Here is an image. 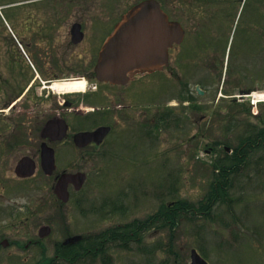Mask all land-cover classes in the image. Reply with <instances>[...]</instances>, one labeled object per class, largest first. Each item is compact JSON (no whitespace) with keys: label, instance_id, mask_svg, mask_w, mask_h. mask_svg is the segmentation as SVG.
Returning <instances> with one entry per match:
<instances>
[{"label":"rangeland","instance_id":"1","mask_svg":"<svg viewBox=\"0 0 264 264\" xmlns=\"http://www.w3.org/2000/svg\"><path fill=\"white\" fill-rule=\"evenodd\" d=\"M138 1L0 0V193L2 182L7 187L5 196H0V239L6 237L12 242L0 251V264H51L55 257L54 242L68 234L93 233L133 219H145L163 203L176 199L199 203L210 190L212 162L222 154L218 150V154L208 152L209 147L222 149L225 141L236 146L251 125H264V101L256 105L247 98L233 101L232 95L239 91L220 92L223 77L215 86L214 96L202 97L194 91L199 75L194 65L196 15H183L182 8L190 6H184L180 0H165L172 17L185 22L189 40L170 51L168 69L150 75L154 92H150L149 98L146 94L147 100L138 95L124 101L138 111L147 105V117L128 120H119L121 114L109 117L113 131L107 143L97 149L98 154L89 159L82 160L67 148L59 151L61 167L83 169L88 178L81 192L74 196L84 203L77 206L70 202L63 207L65 221L50 222L54 200L52 180L41 173L30 180L16 178L14 167L29 152V144L19 143L16 148L10 144L20 137L32 140L40 136L41 123L62 110L67 99L76 100V107L78 104L88 107L86 102L102 99L100 94L87 96L85 102L77 93L60 95L44 88L43 81L56 76H83L90 71L99 46L114 22ZM242 2L235 0V15L224 17L228 26L221 30L223 35L218 45L228 46V52L234 53L247 18L248 5L245 7ZM7 7H10L9 22L2 15ZM239 7L244 11L238 16ZM77 20L83 23L86 36L74 45L70 28ZM28 41H31L29 49L25 46ZM183 51L188 56L185 60L180 59ZM38 54H42L39 55L42 60L38 58L36 62ZM12 60L18 61L17 69L27 70L28 77L35 78L37 73L40 76L13 107H6L14 99L4 82L10 77ZM251 62L258 65L259 57ZM225 70L224 66L223 75ZM242 84L258 86V91L264 92L258 66L255 76ZM185 87L192 89L195 98L188 107L181 97ZM119 99L116 97L114 101L109 97L106 103L116 104ZM249 105L251 115L247 111ZM255 107L261 119L254 116ZM163 111H168L166 122L158 126L155 119ZM205 114L208 117L200 120ZM68 117L77 125L76 117ZM152 117L153 124H145ZM140 122L149 126L144 134L154 125L150 137L139 134ZM249 154L248 160L231 176L228 201L219 200L209 215L184 212L174 225L168 218L161 219L141 233L140 242L132 240L129 248L112 245L105 259L69 263L56 258L54 264H190L193 247L198 248L209 264H264V147H254ZM41 206L45 207L43 211ZM44 223L52 226L51 234L41 243L44 251L31 243L25 247L29 240L40 239L38 230Z\"/></svg>","mask_w":264,"mask_h":264},{"label":"flooded vegetation","instance_id":"2","mask_svg":"<svg viewBox=\"0 0 264 264\" xmlns=\"http://www.w3.org/2000/svg\"><path fill=\"white\" fill-rule=\"evenodd\" d=\"M235 0H184V6H190L183 9V15L193 14L196 15L195 20V57H194V65H195V73H199L197 76V82L196 87L200 86L203 88V92L200 94L202 97L207 96H214L216 89V84L218 83L220 78H224L226 80L227 72L224 71L223 75V68L224 66L228 68L229 62H231L230 72H228L229 77L227 78V85L224 84L221 86L220 90L229 91V90H238V91H250L253 89H258V86H251V85H243L242 83L248 79L251 78V76H255L256 74V68L258 66V71L260 77H262V82L264 85V0H249L248 6H247V18L245 20V23L243 25V28L239 34L237 45L235 48L234 53L228 52V46L226 48L219 47L220 40L222 38L223 33H221V30L228 26V23L224 24V17L225 16H232L235 14ZM183 5V4H181ZM162 6L164 7V10L169 15L170 19L178 20L173 18L171 10L165 6V0H162ZM175 11V9H173ZM212 16L215 19H212ZM258 16V19L256 18ZM220 17V19H219ZM181 22L182 27L184 28V39L180 44H174L173 47L179 46V45H185V42L189 39V30L187 29V26L183 20H179ZM81 22V21H80ZM82 23V22H81ZM82 28H84L82 23ZM85 32V30H84ZM86 36V32H85ZM85 38V37H84ZM30 44V43H29ZM37 49H35L36 51ZM34 51V52H35ZM232 54V58L230 55ZM42 54H38V57L36 56L35 59L36 62H38V58L42 60V56H39ZM259 57V64L257 65L256 62L253 65L251 60L256 57ZM187 55L185 51L182 52V56L180 57L181 60L187 59ZM233 60V62H232ZM96 62V61H95ZM18 66V61L15 62ZM94 65L90 71L86 72L85 76L88 81V89L86 92L79 93L81 95V101L85 102V99L87 96L90 95H101V100L97 97V100H94L92 102H86L88 107H83V104L79 107H76V100L74 99H67L64 101L63 107H61L62 110H58L54 115L51 117L56 118H64L68 124V133L65 137L59 139H52L50 136L42 137L38 136L35 139H28L25 137L18 138L19 140L14 141L12 144H10L12 147L16 148V146L19 143L22 144H29V152L22 155L15 167H14V173L17 164L23 158L24 156H29L35 161V173L32 176L29 177H20L15 174V177L20 180H30L31 178L35 177L37 173H41L43 177H46L48 179L52 180V191L54 194V200H53V217L56 218V220H62L63 216L66 215L65 211L63 210V207L67 204H70V202L73 201L74 205H82L84 203V200L81 198H74L76 194H79L82 190L76 189L75 184L73 182H70L67 186L68 192H69V200L63 201L61 198H59L58 195H56L55 186L59 180V177L64 172H85L83 170L79 169L77 167L72 166H65L61 167L59 164V151L63 148L70 149L72 152V155L85 160L89 159L92 156H96L97 149L105 145L107 143V140L109 136L111 135L113 131V125L111 122H108V118L112 115H122L119 117V120H128L131 118H137L141 116L147 117L149 115V110L146 108L141 107V110H136L137 108L134 107L132 104L128 105L124 103L126 99L133 98V96L140 95L141 98H146V94L149 96L151 95V91L154 89V83L151 81L153 77H150L155 72L162 73L165 69H168L169 65L164 67L162 70L153 71L151 73H141V74H135L127 83L123 84H112L109 82H100L96 81L95 85L92 86L91 83L95 79V72H94ZM17 66L11 67L10 77L7 78L10 88V93L19 96V95H26L27 92L30 91L31 85L33 82L27 84H20L18 82H15L14 79H11L12 74H17L18 79L21 80L25 77H28V73L26 70L19 68L17 71ZM40 74H37L35 76L34 74V80L39 77ZM29 79L32 78L28 77ZM52 79V78H49ZM196 89V88H195ZM112 91L115 93H112ZM154 92V90H153ZM149 93V94H148ZM111 97L114 101L116 97H119L120 99L116 104H107L106 100ZM146 98V100L148 99ZM16 99V98H15ZM135 99V98H134ZM80 101V99H78ZM191 102L193 100H187L184 102V104H188L190 106ZM151 103L148 104L150 106ZM134 108V109H132ZM139 108V107H138ZM165 112V111H164ZM69 115H73L77 118L76 122L77 125H74V122H71L69 120ZM96 119L93 120H87V117H95ZM208 117L207 114L201 115L200 120L206 119ZM46 122V121H45ZM44 121L41 123L40 128L42 129ZM154 117H152V121H147L145 124H153ZM141 124L140 130L138 131L139 134L141 133L142 137H146V134H144V129H147L144 123L140 122L137 125ZM100 125H110L111 129L108 135L104 138V140L100 143L98 142H90L86 143L83 142V145H80L76 142L75 134L79 131H85V130H94ZM136 125V126H137ZM134 127L135 128L137 127ZM148 131V130H147ZM146 131V133H148ZM132 132V131H131ZM16 140V139H14ZM46 143L49 147L53 148L55 158H56V168L52 172V174H47L43 168L42 165V152H43V144ZM213 151V146H210L208 149V152ZM96 154V155H95ZM4 181V180H3ZM87 181V179H86ZM2 192L0 193L1 198L5 196V188L6 184L5 182H2ZM84 187V186H83ZM7 191H10V185H8ZM74 198V199H73ZM79 204V205H78ZM43 207V208H42ZM42 209H44V206H41ZM2 218H8L7 216H2ZM9 219V218H8ZM7 219V220H8ZM53 219H51L50 222H52ZM64 221V220H62ZM53 223V222H52ZM103 230H106L103 229ZM89 233V232H88ZM78 233L68 234L64 236L63 242L67 241L69 237L75 236ZM81 235H84L81 233ZM45 238L40 239H31L26 244L25 247H28V245L31 243L34 246H41L42 240ZM105 239V238H104ZM79 241L70 240L69 242H66L67 245L71 246L70 251L73 253H76V250H73V247H75V244ZM103 246L104 243L101 241ZM12 242L9 239L2 238L0 239V251L2 248L11 246ZM101 244V243H100ZM56 245L57 242L55 241L53 244V250L54 253L56 252ZM42 250V247L40 248Z\"/></svg>","mask_w":264,"mask_h":264},{"label":"water","instance_id":"3","mask_svg":"<svg viewBox=\"0 0 264 264\" xmlns=\"http://www.w3.org/2000/svg\"><path fill=\"white\" fill-rule=\"evenodd\" d=\"M71 32L73 43L80 42L84 37L78 22L73 24ZM182 38L181 24L169 20L157 0H142L122 16L104 42L95 66L97 78L112 83H123L129 75L161 69L168 63V48L174 42H180ZM67 128L64 119L52 118L45 124L42 135L61 138L66 135ZM109 129L107 126H101L94 131L78 132L75 135L76 142L83 145V142L98 141L105 137ZM32 163L29 157H24L16 168L17 174H33L35 166ZM43 166L48 173L55 168L54 151L50 148H44ZM85 178L86 174L82 172L64 173L55 190L60 198L67 200L68 183L74 182L79 189ZM50 231V226L44 225L40 228V235L45 236ZM78 238L74 237L75 240ZM191 264H207L195 248L191 251Z\"/></svg>","mask_w":264,"mask_h":264},{"label":"trees","instance_id":"4","mask_svg":"<svg viewBox=\"0 0 264 264\" xmlns=\"http://www.w3.org/2000/svg\"><path fill=\"white\" fill-rule=\"evenodd\" d=\"M9 8L10 7H7L4 10V13L7 14L8 18L10 17L7 11ZM4 82L9 83L8 81ZM10 95L13 96L11 93ZM257 117L258 119H261L259 115H257ZM254 146L264 147V125H251L249 133L242 138L240 144L234 147L232 153H228L223 149V156H218L212 163L214 174L210 190L206 193V196L199 201V203H194L185 199H176L174 204H163L159 210L146 219H135L123 224L120 228H117L119 229L118 232H115L114 228L110 229L108 231V233H110L109 236H116L115 241L119 243V246L127 248L132 240L140 242L142 238L141 233L151 224H156L162 218L164 220L168 218L174 225L175 219L184 212H192L193 215L197 212L201 215H209L212 212L210 210L212 209L211 207H214L219 200L228 201V187L230 186L231 176L248 160L250 157L249 153ZM92 239H95L94 242L97 244L100 241L98 237H93ZM89 249L92 251L96 249L94 255L97 256L99 253L104 252L106 247L100 246L99 248H96L94 245L88 246L87 243L83 241L81 250L87 252ZM59 256L67 260H75L86 256V254L81 253L70 255L63 253Z\"/></svg>","mask_w":264,"mask_h":264},{"label":"bare ground","instance_id":"5","mask_svg":"<svg viewBox=\"0 0 264 264\" xmlns=\"http://www.w3.org/2000/svg\"><path fill=\"white\" fill-rule=\"evenodd\" d=\"M50 88L57 93L84 91L87 89V81L83 77L63 79L60 81H54ZM253 97L255 101H257L258 98L264 99V93H255Z\"/></svg>","mask_w":264,"mask_h":264}]
</instances>
